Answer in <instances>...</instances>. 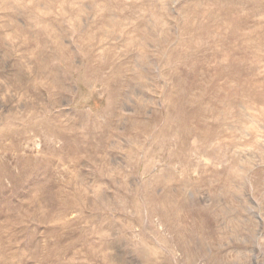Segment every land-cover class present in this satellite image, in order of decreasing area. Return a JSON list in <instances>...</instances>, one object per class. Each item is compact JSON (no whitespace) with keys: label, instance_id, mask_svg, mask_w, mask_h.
Segmentation results:
<instances>
[{"label":"rangeland","instance_id":"1","mask_svg":"<svg viewBox=\"0 0 264 264\" xmlns=\"http://www.w3.org/2000/svg\"><path fill=\"white\" fill-rule=\"evenodd\" d=\"M0 264H264V0H0Z\"/></svg>","mask_w":264,"mask_h":264}]
</instances>
